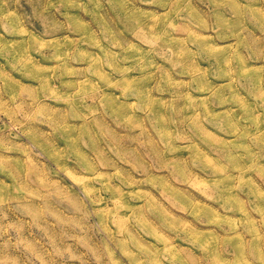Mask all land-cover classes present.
Returning <instances> with one entry per match:
<instances>
[{
  "label": "rangeland",
  "instance_id": "374dc122",
  "mask_svg": "<svg viewBox=\"0 0 264 264\" xmlns=\"http://www.w3.org/2000/svg\"><path fill=\"white\" fill-rule=\"evenodd\" d=\"M0 264H264V0H0Z\"/></svg>",
  "mask_w": 264,
  "mask_h": 264
}]
</instances>
